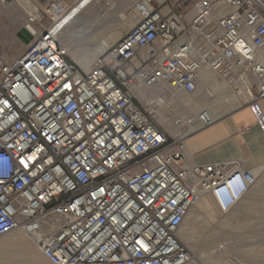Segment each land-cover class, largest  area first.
Returning <instances> with one entry per match:
<instances>
[{
	"label": "built area",
	"instance_id": "built-area-1",
	"mask_svg": "<svg viewBox=\"0 0 264 264\" xmlns=\"http://www.w3.org/2000/svg\"><path fill=\"white\" fill-rule=\"evenodd\" d=\"M34 1L39 35L0 55V237L28 230L50 264H190L189 210L210 194L228 213L259 175L187 165L188 138L216 122L208 111L194 131L154 115L174 91L196 93L208 67L246 96L264 137V0H131L141 17L89 71L61 25L96 0Z\"/></svg>",
	"mask_w": 264,
	"mask_h": 264
},
{
	"label": "rangeland",
	"instance_id": "rangeland-1",
	"mask_svg": "<svg viewBox=\"0 0 264 264\" xmlns=\"http://www.w3.org/2000/svg\"><path fill=\"white\" fill-rule=\"evenodd\" d=\"M110 1L112 6H109L107 1H101L94 9V16L84 25L77 24L72 28L78 32L67 34L71 43L68 41L64 44L76 63H78L76 55H90L92 58L88 69L83 63H78L85 71H89L94 60L115 44L139 20V14L134 10L131 0ZM177 2L178 0H171L169 3L174 4V8L178 10L182 4L178 7ZM169 8H165L164 12H168ZM187 18L190 17L186 16V20ZM27 21L28 17L16 4V0H0V55L7 61L23 54L39 35L40 28L35 25L33 26L35 31L29 32L31 38L25 34ZM158 92L151 89L147 93L153 98ZM180 94L189 103L191 100L197 103L201 96L202 99L206 95V90L205 87L200 86L194 94L186 92ZM169 98L167 100L169 105H177L172 96ZM221 108L225 111L228 106ZM199 110L198 107L195 113H191L180 105L176 107V111L170 107L160 109L154 117L160 122V114L170 111L175 117L177 114L193 119ZM190 128L194 129L193 125ZM263 178L264 169L259 179ZM204 197L212 199V206L213 202L215 204L210 195ZM217 208L218 213L208 212L197 204L180 229L179 237L192 254L190 264H264V180L230 212L223 213L219 207ZM185 231L189 234H184ZM32 256L34 262L50 264L47 259L40 260L44 257L41 252L40 255Z\"/></svg>",
	"mask_w": 264,
	"mask_h": 264
},
{
	"label": "crops",
	"instance_id": "crops-1",
	"mask_svg": "<svg viewBox=\"0 0 264 264\" xmlns=\"http://www.w3.org/2000/svg\"><path fill=\"white\" fill-rule=\"evenodd\" d=\"M208 71L213 74L208 80L204 79L203 72L200 75L199 87L203 86L206 90V95L202 99L201 96L200 101L196 103L200 110L193 119H187L176 114L177 117H181L186 122L188 127L193 125L192 131L199 128L197 118L204 109L208 110L216 120L210 127L198 129L188 138L185 151L186 163L188 166L212 162H225L230 166L240 164L245 169L254 170L260 178L264 169V137L247 104L248 100L245 98L246 96H240V92L238 93L233 89L227 81L221 80L211 70ZM162 88L164 87H159L156 90L161 91ZM134 91L139 94V92L146 93L148 89L146 91L141 89ZM178 93L174 91L171 95L174 102L176 97H173ZM139 97L142 98L141 95ZM206 102H208L207 105ZM242 102L244 105L240 106ZM176 104L169 105L167 102L166 108L170 107L176 111V107L180 106L179 103ZM225 106L228 108L224 111L221 107ZM184 107L188 110V107ZM195 110L191 113H195ZM259 178L251 191L259 187L264 180V178L262 180ZM247 195L241 201L246 199ZM45 259L44 256L40 260L45 261Z\"/></svg>",
	"mask_w": 264,
	"mask_h": 264
},
{
	"label": "bare ground",
	"instance_id": "bare-ground-1",
	"mask_svg": "<svg viewBox=\"0 0 264 264\" xmlns=\"http://www.w3.org/2000/svg\"><path fill=\"white\" fill-rule=\"evenodd\" d=\"M41 1L44 2V4L47 3V0H41ZM101 1H104V0L93 1L92 3H90L89 5H87L83 9L82 8H76V10H74L70 15L65 17V19L61 25V28H63L61 41H62L65 48H66V46L64 43L69 41L67 38V34L72 35V34H75L76 32H78L72 28L74 26H76L77 24L78 25H80V24L84 25V23H86L92 16H94L95 15L94 9L96 6H98V4ZM16 4L19 5V7H21V9H23L25 16L28 17V21L26 22V29L28 30V32L35 31V29L33 27L34 25L32 24L31 19L36 18L39 14L37 12L36 2L34 0H16ZM111 4H112V2L108 5L112 6ZM134 10L137 11V13L139 14V18H140L141 17L140 11H138L135 8H134ZM68 43H71V42L69 41ZM75 58H76V61L78 63H83L85 65L86 69H88V67L92 63L91 62L92 58L90 57V55H84V56L76 55ZM208 70H210L208 67H205L202 70V72L204 73V79L205 80H208L211 76H213V74ZM213 73L218 77V75L215 72H213ZM135 90H139V88H136ZM176 92H180V91L176 90ZM175 97H176L175 102L179 103L180 105L188 107V110L190 112H193L196 109V107H198L195 100H191L189 103L188 100L183 99L181 97L180 93L176 94V96L174 95L173 98H175ZM178 101H180V102H178ZM166 104H167V99L164 100V105H166ZM204 110H206V109H204ZM204 110H202V111H204ZM206 111H208V110H206ZM201 112L199 113L198 118H197L198 125H199V116H200ZM209 114H210L211 118L214 119L210 112H209ZM163 118H164V115L160 114V121L161 122L164 121ZM179 118H181V117H179ZM183 122H184V125H185L187 131H192V128L188 127L186 125L185 121H183ZM165 126L168 129H171V127H169L168 125H165ZM207 195H210V194H207ZM204 196H206V195H204ZM204 196L199 200V202L197 204L201 208H203L205 211H208V212L213 211L214 213L215 212L218 213L217 207H219V205L217 203L216 198L214 196L210 195L215 201V204L213 202V206H212V199H206ZM192 208L189 210L188 214L186 215L185 220L187 217L190 216ZM223 213H226V212H223ZM185 220H184V222H185ZM184 222H183V224H184ZM183 224H182V226H183ZM179 233H180V231H179ZM184 234H189V232L185 231ZM3 236H1L2 238H0V264H39V263L33 261L32 255L33 254L40 255V252L42 253V251L38 247L32 233H30L28 230H16V231L12 232L11 234L9 233V234H6V236L5 235H3ZM20 253H23V255Z\"/></svg>",
	"mask_w": 264,
	"mask_h": 264
},
{
	"label": "trees",
	"instance_id": "trees-1",
	"mask_svg": "<svg viewBox=\"0 0 264 264\" xmlns=\"http://www.w3.org/2000/svg\"><path fill=\"white\" fill-rule=\"evenodd\" d=\"M192 1L193 0H183L181 2V4H182L181 8L184 10L187 9L189 7V5L192 3Z\"/></svg>",
	"mask_w": 264,
	"mask_h": 264
},
{
	"label": "water",
	"instance_id": "water-1",
	"mask_svg": "<svg viewBox=\"0 0 264 264\" xmlns=\"http://www.w3.org/2000/svg\"><path fill=\"white\" fill-rule=\"evenodd\" d=\"M24 32H25V34L28 36V37H32V35L28 32V30L27 29H24Z\"/></svg>",
	"mask_w": 264,
	"mask_h": 264
}]
</instances>
